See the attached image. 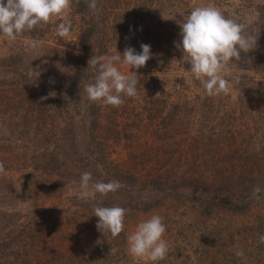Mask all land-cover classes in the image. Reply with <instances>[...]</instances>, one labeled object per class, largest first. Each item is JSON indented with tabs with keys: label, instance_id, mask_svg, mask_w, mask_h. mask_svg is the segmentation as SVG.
<instances>
[{
	"label": "rangeland",
	"instance_id": "obj_1",
	"mask_svg": "<svg viewBox=\"0 0 264 264\" xmlns=\"http://www.w3.org/2000/svg\"><path fill=\"white\" fill-rule=\"evenodd\" d=\"M0 264H264V0H0Z\"/></svg>",
	"mask_w": 264,
	"mask_h": 264
},
{
	"label": "trees",
	"instance_id": "obj_2",
	"mask_svg": "<svg viewBox=\"0 0 264 264\" xmlns=\"http://www.w3.org/2000/svg\"><path fill=\"white\" fill-rule=\"evenodd\" d=\"M30 7H31V11L36 13L37 12V9L36 8H33L31 4H28ZM60 44V43H59ZM60 46V47H59ZM75 44L72 43L71 45L68 44V43H64V42H61L60 45H56V47H50L48 48V52H49V55H52L55 59L57 57H59L60 59L58 61H56V64L58 65V68H59V71L60 72H66L68 73L67 71L73 66V62H74V59H75V53H73V51L76 50V48L74 47ZM62 47V48H61ZM67 76V75H66ZM73 78L74 75L73 74H69L67 76V78ZM135 176H132V175H128V174H125L124 175V178L125 180L127 179H134ZM125 186V185H124ZM126 187V186H125ZM121 189L120 187H114V189ZM130 201V200H129ZM127 201V203L129 202ZM114 210V206L113 204H109L108 207L106 209H103L102 211L100 212H105L104 215H109L110 213L113 214V211ZM102 214V215H103Z\"/></svg>",
	"mask_w": 264,
	"mask_h": 264
}]
</instances>
